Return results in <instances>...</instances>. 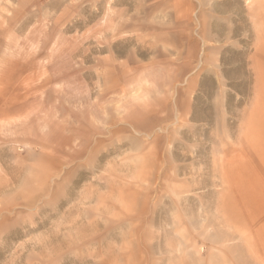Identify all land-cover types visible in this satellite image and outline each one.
Listing matches in <instances>:
<instances>
[{"label":"rangeland","instance_id":"374dc122","mask_svg":"<svg viewBox=\"0 0 264 264\" xmlns=\"http://www.w3.org/2000/svg\"><path fill=\"white\" fill-rule=\"evenodd\" d=\"M0 264H264V0H0Z\"/></svg>","mask_w":264,"mask_h":264},{"label":"bare ground","instance_id":"6f19581e","mask_svg":"<svg viewBox=\"0 0 264 264\" xmlns=\"http://www.w3.org/2000/svg\"><path fill=\"white\" fill-rule=\"evenodd\" d=\"M93 163H94V161H92ZM33 175V174H32ZM40 185V184H39ZM99 199V198H98ZM100 203V202H99ZM99 205V204H98ZM108 205V204H107ZM141 209V208H140ZM135 211H137V210H135ZM139 211V210H138ZM142 211V210H141Z\"/></svg>","mask_w":264,"mask_h":264}]
</instances>
